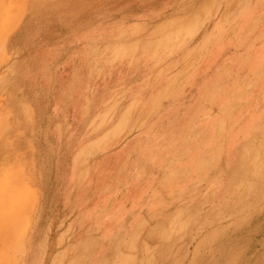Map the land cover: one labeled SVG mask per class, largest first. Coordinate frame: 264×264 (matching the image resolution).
Here are the masks:
<instances>
[{
	"label": "rangeland",
	"instance_id": "374dc122",
	"mask_svg": "<svg viewBox=\"0 0 264 264\" xmlns=\"http://www.w3.org/2000/svg\"><path fill=\"white\" fill-rule=\"evenodd\" d=\"M258 1L32 0L0 53V222L7 209L31 211L32 221L24 219L16 227H30V254H38L36 264H43L46 254L52 258L44 264H54L56 255H68L74 215L62 210L64 200L39 199L41 191L60 190L58 176L64 169L75 164L69 190L95 172L104 176L110 165L115 167L111 183L116 201L135 182L141 189L154 190L158 198L162 195L166 202L171 197L166 182L172 187L184 183L189 172L175 169L187 153L202 146L197 178L185 185V192L199 190L196 194L201 197L204 190L211 193L206 190L207 181L231 179L227 206L221 207L218 221L208 223V217L203 228L192 219L177 227L170 224L164 239L154 240L147 235L160 221L144 218L138 236H133L134 246L115 247L114 264H122L129 253L136 264L134 257L140 252L146 258L144 264L260 263L264 138L246 143L241 167L233 174L225 169L223 156L224 132L248 108L252 91L264 84L258 70L247 71L244 75L249 77L242 79L245 69L238 68V61L251 51L247 45L264 40L258 31L264 24V5ZM242 13L251 22L245 33L238 27ZM95 27L101 32L102 54L113 48L115 65L110 72L101 65L100 88L93 98L92 89L84 87L82 52L83 47L92 46L89 34ZM206 59L200 72L201 61ZM46 72L55 75L54 79L48 75L47 83L42 80ZM205 81L215 85L212 91L205 86L200 91ZM240 81L250 83L246 92H241ZM216 92L227 101L222 113L215 104ZM35 95L45 96L41 100L47 102L30 103ZM195 101L196 111L188 112ZM261 105L264 122V101ZM199 112L203 114L197 116ZM205 115L218 118L209 146L202 143ZM123 149L127 154L116 165ZM156 158L157 167L153 166ZM160 160L164 162L158 167ZM92 186L86 191L91 192ZM76 210L78 216L85 208L79 205ZM170 210L164 219L173 217ZM206 211L211 210L207 207ZM126 228V235L132 236ZM51 242L54 247H47Z\"/></svg>",
	"mask_w": 264,
	"mask_h": 264
},
{
	"label": "bare ground",
	"instance_id": "6f19581e",
	"mask_svg": "<svg viewBox=\"0 0 264 264\" xmlns=\"http://www.w3.org/2000/svg\"><path fill=\"white\" fill-rule=\"evenodd\" d=\"M31 5H32V0H0V53L6 47L7 40L11 36L12 32L14 31L16 24L20 21V19L22 17V13L24 11H26L28 8H30ZM250 24H251V22H250L249 16L246 15V13H242L240 16V24L238 26L241 33H243L244 31L245 32L249 31ZM259 38H260V36H259ZM248 48H250V50H251L249 52V55H247L243 61H241V62L238 61V63H240V65H238L239 66L238 68L239 69H245V72L241 73V78L243 77L244 79L245 78L247 79L249 77L251 70H258V72H260V74L262 75L261 77H264V41L261 40L260 42L255 43V45L250 44ZM213 52L214 51H212V53ZM207 60L208 59L201 61L202 66L199 67L200 72L206 66L205 61L207 63ZM248 70H250L249 74L244 75L247 73ZM237 75L239 76L240 74H237ZM207 85H208L207 81H205L201 86H199L201 88L200 91L202 92V87L204 88V86L207 88L206 89L207 91L208 90L212 91L213 88L215 87V85H212V84H209L208 86ZM213 96H214V100H215V104L217 106V109L219 110V113H222L223 107L225 106L227 101L224 100L223 97L221 95H219L217 92ZM251 99L252 100H251L248 108H246L241 113V115H239L237 117L235 123L232 124V127L230 128V130L224 132L223 156H224V161H225V169L227 170L228 174L235 173L241 167V158H242V152H243L242 150H243L244 145L248 141L254 140L255 138H258V137L264 138L263 137V135H264V122H262V120L260 119L261 113L263 111V110H261V108H262L261 104L264 101V84H262L260 87L254 89L252 91ZM219 101H221V102L218 103ZM196 102L197 101H195L193 104H191L188 112L196 111L195 110L196 106H197ZM200 113L201 112H199V114H197V116H200L201 114H203V113H201V114ZM203 118H204L203 126L205 127V134H204L205 139L202 140V143H204V141H205L204 144H206V146H209L212 143V142L210 143V141H209V136L213 135L214 125L216 127L215 122L218 121V118L216 117L217 118L216 121H215L216 118L214 120L212 118L207 119L206 115L203 116ZM201 146H202V144H201ZM178 147L181 149V146H178ZM11 148H13V147H11ZM19 148L21 149V147H19ZM202 148H204V147L202 146V147H200L194 151L187 153L186 154L187 156H186L184 162H182L180 165H178V167H180V168H177L174 166L175 168H177V169H175L176 171L187 172V173L189 172V174H187V178L185 179L184 183L183 182L182 183L177 182L175 185L172 183L174 185L173 187L170 185V183L168 181L166 182V183H168V185H167L168 188H166V189L169 190L168 193L171 194V199H170L169 203L167 202L169 207L167 206L166 209H164V210L161 209L162 203L160 201V197H159V199H156L157 195L155 194L154 190H150L147 186L145 188L141 189L137 185V183L132 182L131 191L129 192L127 190L129 192L128 197H127V195L124 196L127 198L125 200L121 201L122 203H120L121 208H122V207L126 206L129 202V206H130V210L128 209V213L130 212V223H129L130 227L129 228L133 232L132 236H131V234L129 235V237L127 235L128 238L126 239V231L129 230L126 227H118V226L117 227H109V226H107L108 228L104 229L101 236H100L99 232L98 233L96 232L99 235V237L104 241L102 243L103 248H101L102 245H100L101 247L100 246L93 247V242L95 240L94 237L97 236V235H95L96 233L93 232V229H94L93 227H89V228L81 227V225H85L90 220H93L94 216L92 214L94 212V209L97 208L96 206H92L91 204H88L86 202L83 203L85 200L83 197L84 192H82V194L80 196L81 202L79 204L81 205V207L85 208V210H81L80 212H78L79 213L77 216V218L79 219V225L77 224L78 225V231H76V233L73 234V239H72L73 242L71 245L68 246V248H69L68 255H66L67 254L66 252H65L66 254L63 253V254L56 255L54 257V260H55L54 264H63L64 262H65V264H80L79 259L82 256L88 257L89 264H111V262L109 263V260L107 258L109 255H111V256L113 255L112 256V262H113V259H114V257L117 256L116 254L118 252V250L115 249V247H117L118 249H122L123 247L129 248V247L134 246V244L132 243L133 236H138L137 230H139V228H140L138 226L140 225V222H142V219L144 217H155V219L157 221H160V218L163 220L164 217L163 218H162V216L160 217L159 214H162L163 216H165V214L167 212H169L168 210L173 206L174 202H175L176 206H179V205L180 206H186V207L188 205L194 206L193 204H191V203H194V201H195L194 195H192V193H186L185 190H186V186L188 184L192 183V181H194L197 178V167H198L197 162H198V158H199L198 155L203 150ZM12 155H14V154H12ZM117 156H118V158L123 159L125 157V152L122 151V152L118 153ZM203 158H205V157H203ZM157 161H158L157 158L155 160H153V166L157 167V165H156ZM163 162L164 161L160 160V164L157 163V164H159L158 167H161ZM10 165H11V163H10ZM244 169H245V167H244ZM1 170L2 169L0 168V171ZM251 170H252V168H251ZM199 175H200V173H199ZM148 179H149V177H148ZM174 183H175V181H174ZM206 185H207L206 190H210V192H211L212 199L211 198L210 199L212 201L210 203L213 204V209L220 207V205H221V207L225 208V206H227L226 195L231 190V185H232L231 179L230 180L227 179V180H223V181L222 180H220V181L216 180V181H212V182L207 181ZM218 185H219V187H218ZM246 186H248V184ZM136 190H137L138 194L134 195V191H136ZM146 192H149V194H146ZM197 192L199 193L200 191L197 190L196 193ZM34 194H36V193L34 192ZM205 194L206 193L204 190V193H202L201 197H204ZM188 199H193V200L189 201ZM96 200L94 202H96ZM139 201H140V203H137ZM179 202L181 204H179ZM25 203L26 202H24V204ZM90 203H91V201H90ZM31 205H33V203ZM252 205H254V204H252ZM158 209H160V212L158 211ZM29 212H31V211H27L26 208L25 209L21 208L18 210L17 209H12V210L7 209L5 211L4 218L0 222V264H36L37 259H38V254H36V257H34L35 253L33 255L30 254L31 239L33 238V234H31V235L29 234L30 227H16L18 225V223H20L24 219L29 220V222L32 221V219H31L32 217H31V214ZM143 213L144 214L150 213V215L144 216ZM193 215H194V213L192 211H189V212L187 211L186 214H184L182 212H175L173 217L168 218V219H164V222L160 223V225L158 226L159 227L158 232L155 231L157 229H155L154 231L152 230L155 233L152 232V235L148 234L147 236H148V238H151L154 240H155V238L164 239L163 238L164 234L167 232L166 230L170 229L171 225H172L171 227H177L178 225L180 226L182 224H186L188 219H189V221H190V219L193 220ZM219 215H220V213H216V214H213L212 216H210V220L208 221V223H210L213 219L217 220L219 218ZM201 216H202V214H201ZM192 220H191V222H192ZM120 223H121V225L125 224V220L120 221ZM200 223H202V222H200V219H199L198 226L200 225ZM19 233H20V238L18 240H16ZM32 241H33V239H32ZM147 242H149V240H147ZM111 245L112 246L114 245V248L110 247ZM198 245H199V243H198ZM35 247H36V249H38L37 246H35ZM108 247H110V248L108 249ZM164 247H165V245H164ZM168 248H169V246H168ZM142 251H145V250H142ZM196 251H197V249H196ZM128 255H129V257H125V261L122 262V264H133V261L130 260L131 259L130 253ZM103 256H106L107 258L104 259ZM134 258H135L136 264H144L145 259H146L144 257V253H143V256H141V252L138 256L136 255ZM46 259H47V254H46ZM46 259H44V260H46ZM12 261H14V262L12 263ZM259 261H260L259 264H264V251H263L261 257L259 258L258 262ZM119 263H120V261H119ZM86 264H88V263H86ZM112 264H114V263H112Z\"/></svg>",
	"mask_w": 264,
	"mask_h": 264
},
{
	"label": "crops",
	"instance_id": "0c3cea01",
	"mask_svg": "<svg viewBox=\"0 0 264 264\" xmlns=\"http://www.w3.org/2000/svg\"><path fill=\"white\" fill-rule=\"evenodd\" d=\"M258 2H259V4L262 3L264 5V0H259ZM263 28H264V24L259 26L258 31L260 32V35H262L264 37V35H263L264 29ZM95 29H96V27H95ZM95 29L93 30V32L91 34H89L92 36L91 37L92 38V46L83 47V52H82V54L84 55L83 64H82L83 65L82 70L84 73L83 75H84V80H85L84 87L86 89H89V88L92 89V97L93 98L98 96V92H99V88H100L101 70H102L101 65L103 64L104 66H108L109 72L111 71V66L113 69V67L115 65V64H113L114 55H115L113 48L111 49V47H109L108 51L106 53L102 54V49L100 47L101 32H99V31H97V29L96 30ZM109 38H110V36H109ZM249 45L250 44H248L247 47H249ZM248 49L250 50V48H248ZM104 68H106V67H104ZM54 71H55L54 73H58L57 70H54ZM50 74L51 73L46 72L44 74V76L42 77V80L45 83H47L50 80V79H48V75L50 77H52L51 79L55 78L54 74L52 76ZM239 84L241 85V87H240L241 92H246L251 86L250 83H245L242 81H240ZM44 97L45 96H40V95L37 97L35 95L34 98H32L30 100V103H46L47 101L41 100ZM123 152H125V156H126L127 149L123 150ZM117 157L118 156H116V160H117ZM122 161H123V159L119 158V160H117L116 165H118ZM105 168L108 169V172H106L107 174L105 173L104 176H102V175L98 176L97 173L95 172L93 174V176L88 175V177L84 181L77 183V187L75 188V190H69L68 185L72 181V179L74 178V174H75V164H73L67 170L64 169L59 174L60 175V176H58L59 181L57 183V184H59V189H60L59 191H55V192L41 191V197L39 198L41 200H43V199L44 200H55V201L64 200L63 203L64 202L65 203L63 205L65 208H62V210L66 211V213H71L74 215L73 224H72V227H70L73 230V234L76 231H78L79 223H78V219H77V215H76V213H77L76 209H78V205H80L79 204L81 202L80 196H81L82 192H84L83 197H84L85 202L88 204H91L92 206H96L97 208L94 209V212L92 214L94 216L93 220H90L85 225H81V227H85V228L93 227L94 228L93 232H95V233L99 232L100 236L102 235V232L104 231L105 227H107V226H109V227H117V226L118 227H130V224H129L130 223V212L128 213V209L130 210L129 203L122 208H121L120 203H122L121 201L125 200L128 197V194L131 191L132 182H130L129 186L127 187V190L129 191V192L128 191L126 192L127 197H124L121 200L116 201L115 192L113 190L114 187L112 186V183H111V180L113 179V176L111 174H112L113 168H115V167H111L110 165H108ZM95 179H98V180H96L97 181L96 183L94 181ZM93 184H94V186H92ZM91 186L93 187V190L91 192H87L86 190L88 188H90ZM186 193H192V195H194V199H195V201L193 203L194 206H192V205H188L187 207L186 206H180V205L176 206L175 202H174L173 206L170 208L173 211V215L175 214V212H181L182 209H183V211H188V212L192 211L194 213L193 221L196 223V221H198L200 219V222H202V223H200L199 227H202V225H204L207 222V220L209 219L208 217L212 216L213 214L222 212L221 211L222 209H220L221 205H220V207L213 209V204L210 203L212 201L211 200L212 199L211 193H206L204 197H200V195H197L195 192H186ZM163 198L164 197H162V195H161L160 201L162 203V205H161L162 210L166 209V207L168 206L167 202L169 203L171 197H169L168 201H166V202L164 201ZM156 199H159V198L157 197ZM95 200H96V202H94ZM188 200L192 201L193 199H188ZM90 201H91V203H90ZM206 206L208 207L209 210H211L209 213H207V211H206L207 210ZM50 210H51L50 211L51 215H53L54 207H52V204H51ZM202 210H204V213ZM158 211L160 212V209H158ZM201 214H202V216H201ZM143 215L149 216L150 213L149 214L143 213ZM159 215H160V217L162 216V218L164 217L162 214H159ZM165 216H168V214L166 213ZM144 218H149V217H144ZM206 218H208V219H206ZM122 220H125V224H123V225H121V223H120V221H122ZM163 222H164V219L162 220L160 218V222H159V224H157V227H154V230L155 229L159 230L158 226L160 225V223H163ZM76 224H78V225H76ZM48 230L52 231L53 227H51ZM35 231H37V229L36 230L34 229V232ZM97 233L95 234L97 236L94 237L95 240L93 242V247L100 246L104 242L99 237V235ZM128 237L126 235V239ZM72 242L73 241L71 240V243L69 245H71ZM46 246L47 247H52V246L54 247V243L51 242L50 245H46ZM110 247H112V245ZM110 247H108V249ZM106 256H103L104 259L107 258ZM51 258H52V256H47V259H46V256H43L42 262L43 263H49L51 261ZM116 258L117 257H114L113 262H112L111 255H109L107 259L109 260V263L111 262V264H112V263H116V261H115ZM38 259H39V257H38ZM38 259H37L36 263H38ZM44 259H46V260H44ZM87 260H88L87 256H82L79 259V262H80V264H82V263L83 264H86V263L89 264V260L88 261Z\"/></svg>",
	"mask_w": 264,
	"mask_h": 264
}]
</instances>
